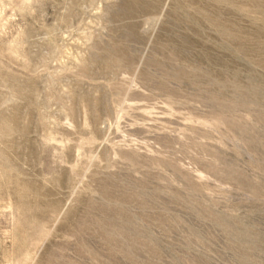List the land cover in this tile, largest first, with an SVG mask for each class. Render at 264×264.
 Segmentation results:
<instances>
[{
  "label": "rangeland",
  "instance_id": "obj_1",
  "mask_svg": "<svg viewBox=\"0 0 264 264\" xmlns=\"http://www.w3.org/2000/svg\"><path fill=\"white\" fill-rule=\"evenodd\" d=\"M0 264H264V0H0Z\"/></svg>",
  "mask_w": 264,
  "mask_h": 264
}]
</instances>
